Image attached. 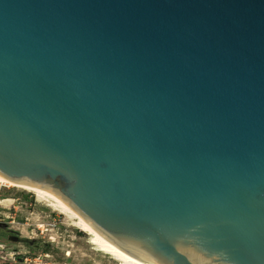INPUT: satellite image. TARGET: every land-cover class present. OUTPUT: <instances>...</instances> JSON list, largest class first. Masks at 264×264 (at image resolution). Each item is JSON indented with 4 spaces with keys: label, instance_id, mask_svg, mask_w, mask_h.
I'll use <instances>...</instances> for the list:
<instances>
[{
    "label": "water",
    "instance_id": "1",
    "mask_svg": "<svg viewBox=\"0 0 264 264\" xmlns=\"http://www.w3.org/2000/svg\"><path fill=\"white\" fill-rule=\"evenodd\" d=\"M0 175L155 264H264V0H0Z\"/></svg>",
    "mask_w": 264,
    "mask_h": 264
},
{
    "label": "rangeland",
    "instance_id": "2",
    "mask_svg": "<svg viewBox=\"0 0 264 264\" xmlns=\"http://www.w3.org/2000/svg\"><path fill=\"white\" fill-rule=\"evenodd\" d=\"M75 223L34 193L0 184V264H121Z\"/></svg>",
    "mask_w": 264,
    "mask_h": 264
},
{
    "label": "bare ground",
    "instance_id": "3",
    "mask_svg": "<svg viewBox=\"0 0 264 264\" xmlns=\"http://www.w3.org/2000/svg\"><path fill=\"white\" fill-rule=\"evenodd\" d=\"M0 184H8L10 186L30 191L37 196L38 200L48 203L50 207L59 210L70 218L76 220L75 226L83 232L92 236L93 244L97 247V250L108 256H111L117 262L121 264H155L139 253L133 252L132 250H127L126 248H122L112 240L108 239L84 216H82L78 211L71 207L57 194L28 184L12 182L1 175Z\"/></svg>",
    "mask_w": 264,
    "mask_h": 264
}]
</instances>
